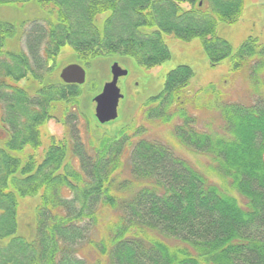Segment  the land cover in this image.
Segmentation results:
<instances>
[{"label": "trees", "instance_id": "16d2710c", "mask_svg": "<svg viewBox=\"0 0 264 264\" xmlns=\"http://www.w3.org/2000/svg\"><path fill=\"white\" fill-rule=\"evenodd\" d=\"M36 1L53 4L56 19L17 25L0 18V264H264L263 96L251 104L226 101L213 84L193 94L195 71L179 64L162 85H146L156 91L143 102L147 120L172 125L177 142L213 160V171L244 206L173 148L146 138L142 128L133 135L125 126L102 132V123L88 118L87 144L73 111L64 120L72 144L52 137L45 147L41 132L61 106L68 113L81 106L82 85L54 75L66 47L86 67L125 57L151 69L172 58L164 34L199 39L212 67L225 60L232 71L248 66L259 89L264 43L250 35L234 47L218 31L220 23L240 20L245 0ZM17 35L25 50L8 49ZM190 94L195 106L208 98L206 106L221 118L219 131L199 127L188 108ZM135 135L140 139L133 142ZM126 154L131 177L120 179ZM36 197L29 237L19 232V206ZM107 207L113 218L102 237L92 239ZM84 245L98 256L89 260Z\"/></svg>", "mask_w": 264, "mask_h": 264}, {"label": "rangeland", "instance_id": "374dc122", "mask_svg": "<svg viewBox=\"0 0 264 264\" xmlns=\"http://www.w3.org/2000/svg\"><path fill=\"white\" fill-rule=\"evenodd\" d=\"M245 3V10L237 23L228 25L223 23L219 24V34L228 39L234 47H237L250 35L258 37L259 41L264 43V0H245ZM57 15V10L54 8L53 4L41 5L36 0H31L27 3H20L18 5L0 4V18L6 21L15 22L17 25L23 20H34L38 18L55 20ZM100 16L104 19L106 15L102 14ZM98 23H102L100 18ZM163 39L171 50L172 58L151 69L142 68L138 66L133 59L125 57H113L112 59L102 58L96 60L91 67H86L78 60L76 53L70 48H64L55 62V77L59 78L61 70L68 64L78 63L86 70V81L82 84L83 94L80 97L81 106L79 108L73 107L69 113L65 112L64 108L61 106V108L55 113L56 118L50 120L41 129V132L44 135L43 141L45 142V147L49 145L52 137H56L57 139H69L70 144H72V137L69 133L70 125L68 126L64 120L65 113L70 114L73 113V111L77 117L79 116L78 122L82 128L84 140L88 144L89 141H87V138H90V134L92 136V132L89 130L91 125L88 126L87 124L89 123V120L95 122L96 119V103L94 97L102 91L104 84L111 80V65L114 62H118L120 66L128 70V75L121 77L118 82L121 92L123 93V98L119 103V114L114 121L104 123L105 125L102 124L100 127L102 129H100V131H113L119 129L121 126H125L127 129L129 128L128 133L133 135L138 128L144 129V135L146 138L161 141L173 148L177 154L186 158L196 168L210 177L211 181L217 183L221 188L236 196L239 203L244 206L245 199L237 192L230 190L228 187V181L222 180L213 171L215 169L213 160L209 156L194 152L177 142L172 135V125L156 120H147L143 114V102L148 95L156 91L155 88H157V86L163 84L167 72L179 64H189L195 71V76L189 86L193 94L195 91H198L199 88L213 84L218 91L222 92V98L224 100L251 104L257 99V97H264V84H259V89L258 87L253 88L248 76L251 72L248 66L240 71H232L229 60H225L220 65L212 67L199 39L187 42L176 38L174 35L168 34H164ZM8 43V49L10 50L26 49L24 41L20 42L18 35L10 38ZM252 64H255V62L249 65L251 66ZM259 77L264 82V71L259 74ZM149 83L156 87L150 88V86H147L149 87L147 88L146 85ZM33 86L36 88L38 87V84ZM255 89L259 91H256ZM193 94H190L188 97V108L189 111L199 120V127L202 129H209L211 127V129L213 128L214 130L219 131L221 127L219 113L206 106L205 102L208 99L206 96H203L201 105L198 103V105L195 106L192 101ZM82 113H85L86 119L80 116ZM206 124H209V127H207ZM132 138L133 142H136L140 139V136L135 135ZM39 150L42 149L40 148ZM27 152L32 151L28 150ZM117 175L120 179L131 177L128 168L127 154L123 157V164ZM38 204L39 199L37 197L24 198L20 201L19 232L25 236L30 237L33 233L35 209ZM113 214L114 211L108 207L99 212L98 223L91 233L92 239L98 240L102 237L106 230L105 224L112 220ZM165 240L167 243L173 245L182 244L176 240ZM82 253L83 255H88L89 260L90 258L98 256L97 251H95L91 245H84Z\"/></svg>", "mask_w": 264, "mask_h": 264}, {"label": "water", "instance_id": "95a60500", "mask_svg": "<svg viewBox=\"0 0 264 264\" xmlns=\"http://www.w3.org/2000/svg\"><path fill=\"white\" fill-rule=\"evenodd\" d=\"M112 78L106 82L102 91L94 97L96 103L95 116L102 124L114 121L119 114V103L123 93L118 85L119 79L128 74V70L114 62L111 65ZM60 77L66 83L84 84L86 81V70L78 63L65 66Z\"/></svg>", "mask_w": 264, "mask_h": 264}, {"label": "flooded vegetation", "instance_id": "af4514ba", "mask_svg": "<svg viewBox=\"0 0 264 264\" xmlns=\"http://www.w3.org/2000/svg\"><path fill=\"white\" fill-rule=\"evenodd\" d=\"M127 75H128V74H127ZM127 75H126V76H127Z\"/></svg>", "mask_w": 264, "mask_h": 264}]
</instances>
